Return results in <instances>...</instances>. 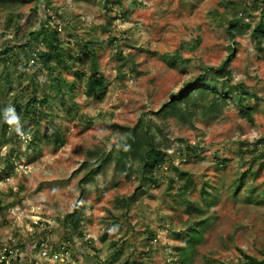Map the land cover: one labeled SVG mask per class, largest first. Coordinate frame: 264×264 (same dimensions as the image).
<instances>
[{
	"label": "rangeland",
	"instance_id": "374dc122",
	"mask_svg": "<svg viewBox=\"0 0 264 264\" xmlns=\"http://www.w3.org/2000/svg\"><path fill=\"white\" fill-rule=\"evenodd\" d=\"M33 9L51 15L49 31L64 51L80 56L88 45L106 81L101 96L86 95L79 79L90 73L91 57H66V65L53 59L50 72L34 66L32 52L27 61L14 48L37 27L28 22ZM260 10L256 0H0V48L10 49L0 60V264H180L193 225L203 231L193 264H241L240 250L262 261L264 40L258 50L252 28L236 23L253 27ZM228 23L237 28L234 37ZM229 54L233 83L255 106L252 119L233 100L189 123L153 113ZM72 81L74 90L66 85ZM32 95L49 103L26 106ZM9 107L20 133L7 123ZM140 117L169 143V161L144 182L110 165L82 196L79 167L87 151L109 149L129 134L114 126L131 127ZM57 129L63 144L52 140ZM175 167L191 177L188 189ZM138 185L131 216L122 220L120 202ZM78 200L83 215L74 231L64 219Z\"/></svg>",
	"mask_w": 264,
	"mask_h": 264
},
{
	"label": "trees",
	"instance_id": "16d2710c",
	"mask_svg": "<svg viewBox=\"0 0 264 264\" xmlns=\"http://www.w3.org/2000/svg\"><path fill=\"white\" fill-rule=\"evenodd\" d=\"M256 3L261 8L258 22L253 27L251 23H246L242 19H238L236 23L237 28L240 30L252 28L250 30V38L255 47L258 50H262L261 43L264 40V0H256ZM32 19H35L37 22L34 23L35 25L37 24L36 29L29 33V37L24 42L15 46L13 45L14 48L17 47L20 51L24 52L27 56V61L29 53L32 52L33 55H31L30 59L34 62V66L40 62L50 72L55 69L54 65H51L53 59L58 64L66 65V57L70 58L73 63L80 62L85 57H91L93 66L91 67L90 73L81 74L79 79L84 82L86 95L94 97L101 96L106 90V81L103 74L99 72L93 59V53L88 48V45H84L85 50L80 52V56L66 52L57 43L56 34L49 31L48 23L52 17L48 15L45 9L41 17L38 15V9H33L29 15L28 22H31ZM236 29L232 23H228L226 28L231 37H234ZM33 40L36 41L37 46L41 45L39 44L40 41L45 43L48 49H37ZM9 51L10 49L8 47L0 48L1 61H6L9 58V56L3 57ZM14 56H16V53ZM232 59L233 55L229 54L218 66L209 67L207 72L188 80L178 92L172 93L170 98L153 113L160 118H165L166 115L172 113L176 120L182 123H189L193 121L198 112L203 115L219 113L229 100H233L242 112V115L252 119L255 106L245 104L248 91L243 89L242 85H235L233 83V76L230 69ZM25 66L26 64L22 68H25ZM56 79L60 87V82L63 80L58 75ZM66 85L70 90H74L75 82L72 81L68 84L66 83ZM60 91L62 92L61 88ZM28 103H38L41 106H45L49 103V97L45 96L41 100H38L36 96L32 95L25 105L28 106ZM33 113L36 114L35 109ZM114 127L118 131H127L129 134L123 138L117 137L109 149L94 147L87 151L86 157L79 167V169L85 170L78 181V188L82 196L85 192L86 185L110 165L123 178L127 180L134 178L137 181L144 182L155 180L151 175L155 171L160 170L170 159L167 151L169 143L162 139H157L143 117H140L137 123L131 127L126 125L119 126L117 124ZM52 137V140L59 144L64 143V138H62L59 129L54 131ZM176 171L179 178L185 181L184 188L188 189L192 183L191 177L186 172L178 171L177 168ZM139 188L140 185L136 186L134 194L124 197L120 202V206L123 209L122 216H124L122 220H128L131 216V206L135 203L139 195L137 194ZM82 215V200H78L73 211L68 213L64 220L68 221V226L75 231L80 226ZM122 220L120 223L123 222ZM78 233L81 234L80 232ZM202 235L203 231L198 226L193 225L188 228L185 245L179 248L180 264L194 263L197 250L196 246L202 240ZM240 252L243 256V262L241 264H264V259L260 261L242 250ZM6 254H9V252H6Z\"/></svg>",
	"mask_w": 264,
	"mask_h": 264
},
{
	"label": "clouds",
	"instance_id": "9594fccd",
	"mask_svg": "<svg viewBox=\"0 0 264 264\" xmlns=\"http://www.w3.org/2000/svg\"><path fill=\"white\" fill-rule=\"evenodd\" d=\"M6 113L8 115L7 123L9 125H15L16 126V131L17 133L21 132V127H20V122H19V117L15 114V109L9 107L6 110Z\"/></svg>",
	"mask_w": 264,
	"mask_h": 264
}]
</instances>
